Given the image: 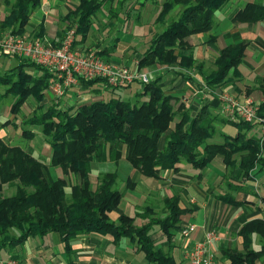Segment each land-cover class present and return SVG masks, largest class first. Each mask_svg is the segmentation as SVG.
Returning <instances> with one entry per match:
<instances>
[{
	"label": "trees",
	"instance_id": "1",
	"mask_svg": "<svg viewBox=\"0 0 264 264\" xmlns=\"http://www.w3.org/2000/svg\"><path fill=\"white\" fill-rule=\"evenodd\" d=\"M127 1L80 0L76 9L64 18L66 28L77 24V33L85 41L94 17L103 6H110V10L116 13L113 4L122 6ZM230 1L166 0L159 14L162 21L175 6L182 5L183 9L178 18L172 19L163 31L154 35L150 47L139 58L138 69L156 63L196 69L204 73V80L212 88L239 76L247 42L224 47L215 61V68L204 72L203 64L195 60L187 41L190 35L211 30L217 12ZM41 3L42 0L9 1L11 9L0 23V35L7 31L24 35L31 13ZM234 21H264V2H247L237 12ZM20 60L19 65L0 71V86L6 88L0 93V100L13 94L16 99L11 110L15 113L30 96L38 102L44 100L54 79V74L46 67L29 58L20 57ZM32 69L40 72L35 73ZM160 81L161 78L156 77L148 83H140L134 101L112 95L109 99L78 106H62V100H56L59 98L48 106L40 105L23 121L42 128L52 150L49 162L0 137V249L23 244L30 237L57 232L66 251L71 253L75 237L99 233L111 235L115 243L123 238L129 239L153 264H181L171 250L157 248L153 238L156 226L171 242L175 235L173 229L181 228V216L189 209L181 207L179 197L164 199L168 210L163 216H158L153 207L147 206L136 216L121 213L113 220L110 213L119 207L124 197V192L115 187L119 174L117 171H101L94 186L91 178L94 164L103 161L106 151L108 160L116 165L125 158L144 175L158 178L162 171L180 169L179 164L183 162L204 168L221 155L227 165L239 164L242 176L248 177L257 164L264 167V157H261L260 140L247 135L255 124L221 117L212 111L210 104L193 116L184 103L176 107L178 99L175 100ZM97 82H102L108 91L117 89L102 77L79 79V83L89 86ZM260 87L264 94V77ZM259 115L264 117V100ZM219 121L236 125L238 134H224L222 142L216 140ZM27 133L24 131L25 135ZM235 154H242L240 161H235ZM56 167L62 169L63 177L54 176L52 170ZM125 182L126 190L133 187L132 178L127 177ZM5 186H14V193L6 195ZM232 203L239 204L234 199ZM139 217L143 219L141 224L137 223ZM254 232L264 239L263 219L251 220L240 229L244 236V251L225 250V256L232 264H256L264 256V244L260 250L251 248Z\"/></svg>",
	"mask_w": 264,
	"mask_h": 264
},
{
	"label": "crops",
	"instance_id": "2",
	"mask_svg": "<svg viewBox=\"0 0 264 264\" xmlns=\"http://www.w3.org/2000/svg\"><path fill=\"white\" fill-rule=\"evenodd\" d=\"M9 1L12 2L14 0H0V23L11 9ZM130 1L128 0L122 6L116 3L113 4L116 13H113L114 11H111L108 5L109 11L104 10L102 12L103 17L97 13L88 38L82 41L77 33L78 25L75 24L67 29V24L64 20L71 10L76 9L80 0H42L41 6L31 13L24 35L28 38L41 39L46 44L59 45L67 31L75 29L76 47L83 50H96L104 58L108 57L118 63L122 62V64L132 69H138L139 58L144 55L151 44L145 41L147 48L145 47L142 54L139 53V50L137 52L133 51L134 53L130 55L125 54L128 46L132 45L129 36L134 31V29L130 28L129 30L127 27L131 17V10L133 9V5H129ZM260 1L264 2V0ZM139 7L135 6V9H139ZM243 7L235 10H219L211 30L193 34L187 38L192 48L191 53L198 63L203 64L204 72L215 68V61L224 47L241 41L247 42L245 56L239 65V76L233 77L231 81L212 88L204 80V73L196 69L186 70L178 66L159 63L143 69V71L150 73L151 79L161 78L160 83L163 88L171 93L175 100L178 99L175 103L176 107L180 103H184L194 116L198 114L202 107L210 104L215 114L224 117L220 113L221 105L217 95L221 91L232 92L231 94L233 95L244 91L240 94L241 96H238L240 100L250 98L261 105L264 100V94L260 87V82L264 77V21L253 23L234 21L237 12ZM123 12L127 14L126 17L122 14ZM97 17H101L103 20V23L100 22V26H98L99 19ZM111 17H116L115 19L119 20L116 23V35L113 37L109 35L110 32L115 33ZM101 24L106 26L99 30ZM150 29L151 27L146 32V36H149V38L152 35ZM93 31L97 33L94 42L91 41L95 37L93 36ZM137 37L132 34L135 42L139 41ZM2 55H7L6 59L8 60L0 57V61H4L9 67L0 69L1 72H5L21 63L20 57L11 56L0 51V56ZM32 70L35 73L40 72L36 69ZM102 84V82H97L95 85L89 86L78 83L61 97H57L48 88L44 100L38 102L34 97L30 96L23 103L20 111L16 113L11 110L16 97L13 94H9L13 98L8 101L6 100L8 95H5L0 100V137L10 144L15 142L20 135L30 138L31 143L28 144L29 147L26 150L36 157H43L50 161L52 150L46 141L45 134L41 131L42 128L39 126L41 130H36V134L24 128L31 124H24L23 120L31 116L40 105L48 106L56 98H59L56 100H62V106L69 107L78 106L83 101H85L84 103H89L93 100L109 99L112 95L121 96L123 95V90L126 93L135 84H137V88H133L131 94H136L140 90L139 82H135L129 87L126 86V90L125 88H117L111 91L103 88ZM5 91L6 88L0 86V93ZM24 108L29 113L21 117L20 113ZM5 115L9 117L7 118ZM251 123L255 125L248 131L247 135L248 137L254 136L260 140L262 146L261 157H264L263 124L259 122ZM223 124L224 122L222 121L217 123L216 135H220L221 139L217 138L216 140L221 142L224 134L230 136L238 134V132H225L222 130ZM26 130L28 132L27 135L24 134ZM163 145L164 140L161 141V146ZM107 156L108 152L105 151L103 163L111 162ZM241 157L242 154H235V161H240ZM124 162L128 161L122 158L118 165L120 166ZM103 163L101 170L104 167ZM179 168L177 170L162 171L161 175L155 178L144 175L130 165L128 177L134 181L133 187L128 189V193L126 196L124 195L119 207L110 213L111 218L116 220L121 213L136 216L147 206L153 207L158 216H163L168 210L164 199L177 196L180 199L181 207L189 209L188 212L182 214L180 225H188L190 222L197 225L191 234L190 242L194 243L202 239L207 230H212L216 236L211 244L216 257V264H232L231 259L225 256V250H245L244 236L240 234V229L251 220L258 218L264 220L263 165L257 164L250 171L249 176L245 177L242 176L239 164L227 165L224 157L217 155L204 168L195 167L187 162L179 164ZM52 172L55 177L64 176L62 169L59 167L53 169ZM100 172L98 169L93 170L95 182L98 181ZM233 199L239 204L232 203ZM142 221V218H137L138 224H141ZM179 230L173 229L175 235L171 242L167 239V235L163 230L156 226L153 237L156 247L171 250L173 256L181 264H191L185 255L184 240L180 237ZM263 244V237L254 232L251 248L260 250ZM9 259L17 260L18 264H70L71 262L73 264H153L145 257L144 252L140 251L138 246L129 239L123 238L119 243H115L111 235H101L99 233H87L75 237L72 241L71 253L66 251L64 242L57 232H49L44 236L30 237L23 244L13 248L6 246L0 249V264H7ZM256 264H264V256L259 258Z\"/></svg>",
	"mask_w": 264,
	"mask_h": 264
},
{
	"label": "built area",
	"instance_id": "3",
	"mask_svg": "<svg viewBox=\"0 0 264 264\" xmlns=\"http://www.w3.org/2000/svg\"><path fill=\"white\" fill-rule=\"evenodd\" d=\"M75 29L67 31L59 45L46 44L38 38H28L12 31L0 35V51L17 57H25L46 67L54 74L49 89L61 97L79 79L85 80L102 77L114 88L126 87L134 82L142 84L151 80L150 73L132 69L125 64L105 59L96 50H83L75 45ZM221 111L224 117L235 121L259 122L263 124L264 117L259 115L260 105L253 99L240 100L231 93L218 92ZM196 223L190 222L181 226L180 237L185 247V255L191 264H216L215 253L211 248L216 238L212 230H207L202 239L191 243V234L196 229ZM7 264H18L15 259H9Z\"/></svg>",
	"mask_w": 264,
	"mask_h": 264
},
{
	"label": "rangeland",
	"instance_id": "4",
	"mask_svg": "<svg viewBox=\"0 0 264 264\" xmlns=\"http://www.w3.org/2000/svg\"><path fill=\"white\" fill-rule=\"evenodd\" d=\"M165 1L166 0H131L130 1V4L128 3L129 5H133V9L131 10V17H130V20L128 21V26L127 27L129 28V30H130V28L134 29V31H133L132 34H134V36H138L137 38H138L139 41L138 42H135L134 39L132 38V34H130V36H129L131 38L130 39V43L132 45L131 46L130 45L128 46L125 54L130 55V54L134 53L133 51L137 52L138 50H139V53L142 54L144 52L145 47L147 48L146 42L149 43V44H151V40H152L153 36L157 32L163 31V29L168 26V24L170 23V21L172 19L178 18L181 10L183 9V6L182 5L175 6L172 10H170L165 15V18L163 19L164 21H162V19L159 16V14H160L161 10H163L162 9L163 8V3ZM248 1H250V0H231L230 2H228L227 4H225L220 10H224V9L235 10V9L240 8V7H243ZM253 1H260V0H253ZM135 6H140V7H139V9H135ZM104 10L108 12L109 11L108 10V6L103 7L102 10H99L98 14H100V16H102V17H103V13L102 12ZM122 14L125 17L127 16V14L125 12H123ZM97 18L99 19L98 26H100V22L103 23V20H102L101 17H97ZM115 18L116 17H111V19H112L111 21L113 22L112 24L114 26V32H115V29L117 27L116 23L119 22V20L118 19H115ZM159 19H160V21H159ZM105 26L106 25L102 26V24H101V27H100L99 30H101V28H104ZM150 27H151V29H150L151 31L150 32L152 33L153 36L151 35V37L149 38V36H146V32H147L148 28H150ZM142 32H143V34H142ZM154 32H155V34H153ZM96 34L97 33L95 31H93V36H95V37L93 39H91V41L94 42V40L96 39ZM109 35H111L113 37L114 35H116V32L115 33L110 32ZM92 49H94V48H92ZM0 57H3V58L6 59L7 58V55H2ZM105 59L113 60V59H110L108 57L105 58ZM6 60H8V59H6ZM8 67H9V65L6 64V63H4V61H0V69H6ZM102 86H103V88H105V85L104 84H102ZM129 86H127V87H129ZM136 86H137V84H135L132 87V89L128 90V92H126V93L123 90L122 91L123 95H121V96L123 98H125V99H131V100L134 101L135 98H136V94L135 93L134 94H131V91H133V88H137ZM122 88H125V86L124 87H121V89ZM126 88H125V90H126ZM107 91H108V89H107ZM242 92H244V91H241L240 94H242ZM240 94H235L234 93V96L236 95V98H238V96ZM12 98H13L12 95H8V97H6V100L10 101ZM238 99H240V98H238ZM84 102L85 101H83L82 103H84ZM46 108L47 107H44V109H46ZM27 113H29L28 110L26 108H24L22 110V112L20 113V116L23 117V115H25ZM220 113L223 115L221 109H220ZM5 116L7 118L9 117L8 115H5ZM4 119H6V118H4ZM222 127H223L222 130H224L227 133H237L238 132L237 127L234 124H232V123H224L222 125ZM24 128L27 129V130H31V131L35 132L36 134H37V131L36 130H38V131L41 130L40 127L39 126H36V125H27ZM36 134H35V138H36ZM217 138L218 139H221L220 135H218V136L215 137V139H217ZM11 143H12V145H20V146L24 147L25 149H28V147H29L28 144L31 143V139L20 135V137L18 139H16L15 142H11ZM49 159H50V157H49ZM46 161H49V160L47 159ZM102 163H103L102 161L96 162L94 164V169H98L99 171H104V172L105 171H117L118 174H119V180H118V182H117V184H116L115 187L117 189H121L124 192V195L126 196L127 193H128V190H126V187H125L126 182L125 181H126V178L128 177L129 168H130V165L128 164V162H124L120 166L119 165H116V164H114L112 162L103 163L104 164V167L101 170ZM94 176L95 175L92 173L91 178H92V181L94 183V186H96L98 181L95 182ZM14 191H15V187L14 186H5L4 193L6 195L13 194Z\"/></svg>",
	"mask_w": 264,
	"mask_h": 264
}]
</instances>
